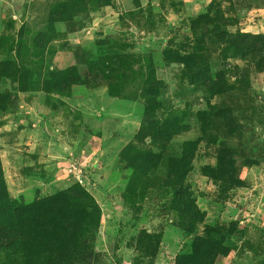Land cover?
Returning <instances> with one entry per match:
<instances>
[{
    "label": "rangeland",
    "instance_id": "rangeland-1",
    "mask_svg": "<svg viewBox=\"0 0 264 264\" xmlns=\"http://www.w3.org/2000/svg\"><path fill=\"white\" fill-rule=\"evenodd\" d=\"M0 264H264V0H0Z\"/></svg>",
    "mask_w": 264,
    "mask_h": 264
}]
</instances>
